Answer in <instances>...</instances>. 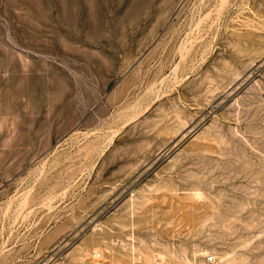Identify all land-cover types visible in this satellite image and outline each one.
Masks as SVG:
<instances>
[{"label":"rangeland","instance_id":"374dc122","mask_svg":"<svg viewBox=\"0 0 264 264\" xmlns=\"http://www.w3.org/2000/svg\"><path fill=\"white\" fill-rule=\"evenodd\" d=\"M208 253L264 264V0H0V264Z\"/></svg>","mask_w":264,"mask_h":264},{"label":"built area","instance_id":"2783aa9c","mask_svg":"<svg viewBox=\"0 0 264 264\" xmlns=\"http://www.w3.org/2000/svg\"><path fill=\"white\" fill-rule=\"evenodd\" d=\"M96 259L102 260V254L100 251L94 254ZM206 263H215L216 262V256L213 253H208L205 258ZM141 264H160V258H155L154 260L147 262V263H141ZM176 264H186L183 261H179Z\"/></svg>","mask_w":264,"mask_h":264},{"label":"bare ground","instance_id":"6f19581e","mask_svg":"<svg viewBox=\"0 0 264 264\" xmlns=\"http://www.w3.org/2000/svg\"><path fill=\"white\" fill-rule=\"evenodd\" d=\"M164 257V256H163ZM206 262V261H205ZM187 263H189L190 264V262H187ZM206 264H212V263H206Z\"/></svg>","mask_w":264,"mask_h":264}]
</instances>
